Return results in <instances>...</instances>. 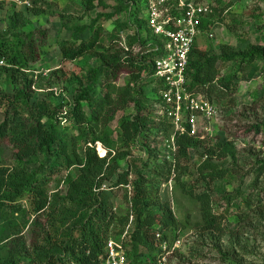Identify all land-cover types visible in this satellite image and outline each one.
Here are the masks:
<instances>
[{"label": "trees", "instance_id": "trees-1", "mask_svg": "<svg viewBox=\"0 0 264 264\" xmlns=\"http://www.w3.org/2000/svg\"><path fill=\"white\" fill-rule=\"evenodd\" d=\"M29 1L31 6L26 11L11 5L13 11L5 18L7 27L0 33V264H103L106 241L120 237L131 216L134 226L128 256L134 264H153L162 252L156 231L176 239L181 225L187 227L178 221L171 204L162 201L161 186L172 175H176L177 184L184 186L178 175L181 159L189 158L190 150L201 141L187 134L178 136L177 151L166 149L170 154L163 147L141 141L154 113L152 107L156 109L162 102L164 89V81L155 75L153 59L158 51L154 44L146 45L140 33L144 24L139 16L141 0H118L123 11L135 19L130 47L122 45L118 35H104L105 29L98 23L103 17L113 16L105 13L88 27L68 28L72 39L58 41L66 61L86 55L96 58L95 65L83 66L68 76L64 72L63 77L50 76L56 83L63 79L78 84L70 106L38 98L34 67L42 56L40 48L49 43L50 31L36 28L33 17L46 14L50 5L45 0ZM86 4L88 10L95 9L93 0ZM6 8L10 7L0 1V9ZM212 10L201 20L202 33H208L214 25L215 8ZM59 15L63 19L64 14ZM86 29L90 37L79 41ZM228 63L236 65L237 73L249 69V78L264 73V46L249 44L241 50L223 45L222 52L216 53L211 47L200 49L196 42L187 69L190 90L203 94L218 110L214 100L237 91L234 76L220 77L223 65ZM121 76H125L123 85L118 82ZM147 85L154 93L151 100ZM47 95L52 98L54 91ZM131 108L136 114L127 113ZM155 116L159 119L156 132L162 133L166 142L172 124L164 115ZM64 121L66 125H62ZM262 127L264 121L251 126L256 132ZM98 143L107 151L105 156L98 153ZM218 144L223 152L221 159L230 154L235 157L230 143ZM133 148L145 152L147 159L133 156ZM207 152L210 157L216 155L215 147ZM51 164H57L58 170L77 168L78 173L76 177H65L58 190L52 192L47 172ZM249 164L254 175L245 192L240 193L238 208H244L240 218L255 206L260 214L264 210V160ZM233 175L246 177L236 166L202 171L201 176L216 182ZM107 182L124 191L126 205L119 210L103 191ZM189 194L200 205L201 220L196 223L200 235L225 236L227 231L214 213L210 193L190 190ZM195 249H191L190 253L194 252L189 261L177 258L176 264H194ZM218 249L221 256L227 257L223 248Z\"/></svg>", "mask_w": 264, "mask_h": 264}, {"label": "rangeland", "instance_id": "rangeland-1", "mask_svg": "<svg viewBox=\"0 0 264 264\" xmlns=\"http://www.w3.org/2000/svg\"><path fill=\"white\" fill-rule=\"evenodd\" d=\"M0 1H5L10 7L0 9V33H2L7 27L5 18L14 8L11 5H16V9L23 11H26L28 7L18 5L14 0ZM45 1L48 6L50 5L47 7V13L33 17V25L36 28L50 31L49 43L40 48L42 56L34 67V74L37 77L36 91L39 99L43 98L46 101L49 99L54 105L70 106L74 101L73 90L78 87V84H68L63 79L60 83H56L50 76L53 74L59 77L62 74L63 77V72L68 76L83 66L95 65L96 58L86 55L76 61H66L57 44L58 41L72 39V31L68 28L88 27L87 25L91 24L99 14L105 13L113 16L110 19L103 17L98 23L104 27V35H118L121 37V44L130 47L135 34L133 28L135 19L132 20V16L123 11L124 6L120 5L118 0H93L95 9L91 11L87 9L88 0ZM202 2L215 8V12L211 31L202 33L198 39L200 49L211 47L214 52L221 53L223 45L241 50L246 49L249 44L264 46V0H202ZM60 13L64 14L63 19ZM139 16H142L141 13ZM143 22L141 30L145 33L147 24L145 20ZM90 35V30L86 29L79 37V41L89 38ZM236 71L234 63H228L222 67L220 77L234 76L237 91L222 99L214 100L219 107L218 115L210 122L201 124L202 132L198 138L201 142L190 150L189 158L181 159L178 175H181L184 186L177 184L174 180L176 175H172L169 181L163 182L161 186L162 201L169 202L178 221L187 225V227L181 225L177 230L184 240V245L170 259L172 264H176L177 258L182 261L188 258L189 261L191 253L194 252L190 253V251L195 248L192 256L194 264H264V210L260 214L258 213L260 209L255 206L250 214L247 213L248 215L240 218L239 214L244 208H238V203L241 201L240 193L245 192L254 175V170L249 163H254V160L260 162L264 160V127L260 132L251 128L252 123L264 121V73L258 72L253 78H249V69L238 73ZM124 77H120L118 81L120 85L124 84ZM151 87V85L146 87L150 92V100L154 98ZM50 91H54L52 98L48 95L44 96ZM85 108L89 111L86 105ZM152 108L154 113L149 118L148 128L144 130L141 141L147 142L151 147L158 146L159 149L163 147L166 151L168 143L163 139V134L156 132L155 129V123L159 124V119L155 115H158L159 111L157 108ZM127 113L136 114V110L131 108L127 110ZM2 118L3 110L0 108V120ZM66 124L64 121L62 125ZM218 142L230 143L234 147L235 157L230 154L227 158L221 159L223 152ZM209 147H215L214 157L208 154ZM132 151L133 156H142L144 159L148 157L140 149L133 148ZM98 153L102 156L107 154L99 144ZM56 165H48L47 169L51 177L52 192L58 190L65 177L68 175L76 177L78 173L77 168L58 170L55 168ZM235 166L246 174L245 178L233 175L224 180L208 182L201 176L202 171L208 173L213 169H233ZM256 168H260V164ZM190 190L195 193H210L214 213L220 216V223L227 231L225 236L213 238L209 235H200L196 228V223L201 220L200 205L190 197ZM103 191L110 197V203L116 210L126 205L124 191L112 187L111 182L105 184ZM238 194L240 196L235 198ZM230 197H234L231 202ZM205 245L208 247H204ZM218 246L228 253L227 257L220 255Z\"/></svg>", "mask_w": 264, "mask_h": 264}, {"label": "built area", "instance_id": "built-area-1", "mask_svg": "<svg viewBox=\"0 0 264 264\" xmlns=\"http://www.w3.org/2000/svg\"><path fill=\"white\" fill-rule=\"evenodd\" d=\"M14 2L24 7L31 6L29 0ZM141 2L143 3L141 18L146 21L147 27L145 33L141 29L140 33L147 42L146 45H155L154 49L158 51V55L153 59L155 75L164 81L162 102L157 105L158 115L166 116L172 124L173 131L167 140V147L176 152L178 136L187 134L199 138L202 132L201 124L210 122L219 112L216 105L203 94L190 90L187 74L190 54L202 34L201 20L213 10L211 5L198 0H141ZM98 144L106 151L101 143ZM133 226L131 216L125 232L118 238L111 237L106 241L103 264H134L128 256L129 236ZM155 237L160 240L162 252L155 258L153 264H170V259L184 245L181 234L176 239L165 238L163 232L157 230Z\"/></svg>", "mask_w": 264, "mask_h": 264}]
</instances>
